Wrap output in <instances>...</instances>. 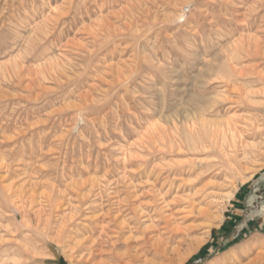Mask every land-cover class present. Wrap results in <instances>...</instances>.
<instances>
[{
	"label": "rangeland",
	"instance_id": "obj_1",
	"mask_svg": "<svg viewBox=\"0 0 264 264\" xmlns=\"http://www.w3.org/2000/svg\"><path fill=\"white\" fill-rule=\"evenodd\" d=\"M129 236L135 264L264 253V0H0V264Z\"/></svg>",
	"mask_w": 264,
	"mask_h": 264
},
{
	"label": "bare ground",
	"instance_id": "obj_2",
	"mask_svg": "<svg viewBox=\"0 0 264 264\" xmlns=\"http://www.w3.org/2000/svg\"><path fill=\"white\" fill-rule=\"evenodd\" d=\"M220 4V3H219ZM222 4V3H221ZM105 48V47H104ZM58 61V60H57ZM55 64V63H54ZM77 106V105H76ZM187 120V119H186ZM205 126V125H204ZM153 184V183H152ZM171 192V191H170ZM170 194V193H169ZM169 194H167L166 193V196L167 195H169ZM162 197V196H161ZM166 197H162L161 199L162 200H164ZM158 197H154V200H155V202L156 201H158ZM153 200V199H152ZM173 200V199H172ZM159 201H160V199H159ZM166 201V200H165ZM186 201V200H185ZM175 202V205L176 206H179L180 204H179V202L178 201H174ZM131 203V202H130ZM157 203V202H156ZM192 203V202H191ZM194 203V202H193ZM158 204V203H157ZM162 204V203H161ZM170 204H171V202H170ZM173 204V203H172ZM179 204V205H178ZM168 205V204H167ZM129 206V205H128ZM172 206H174V205H172ZM171 206V207H172ZM189 206H191V205H189ZM161 207V206H160ZM159 207V208H160ZM168 207V206H167ZM193 207V206H192ZM164 208V207H163ZM180 208V207H179ZM189 208V207H188ZM172 209V208H171ZM184 209H186V208H184ZM191 209V208H190ZM195 209V208H194ZM129 210H131L132 211V208L129 206ZM160 210V209H159ZM162 210V209H161ZM166 210V209H165ZM173 210V209H172ZM177 210V209H176ZM158 211V210H157ZM159 212V211H158ZM178 212V211H177ZM38 213V212H37ZM161 213H162V211H161ZM167 213V212H166ZM194 213H195V211H194ZM137 214V213H136ZM170 214V213H169ZM182 214V213H181ZM201 215V214H200ZM178 216H179V214H178ZM177 216V217H178ZM183 216V215H182ZM191 217V216H190ZM140 218L141 217H138V216H136V220L135 221H140ZM185 218V217H184ZM164 219H165V217H164ZM181 219V218H180ZM183 219V218H182ZM190 219V218H189ZM165 221V220H164ZM183 221H184V219H183ZM174 222V221H173ZM141 223V222H140ZM168 223V222H167ZM177 223V222H176ZM139 224V223H138ZM171 224V223H170ZM171 226V225H170ZM169 226V227H170ZM189 227V226H188ZM128 228V227H127ZM147 229H149V228H147ZM167 229H168V227H167ZM182 229V228H181ZM190 229V228H189ZM144 230V229H143ZM150 230V229H149ZM130 231V230H129ZM186 231H188V230H186ZM131 232V231H130ZM129 232V233H130ZM133 232V231H132ZM173 232V231H172ZM180 232V231H179ZM174 233V232H173ZM186 233V232H185ZM145 234H147L146 233V229L144 230V232L142 231V235L145 237ZM162 234V233H161ZM178 234V233H177ZM126 236V235H125ZM133 237V236H132ZM132 237L131 236H129V238H127V239H125L126 240V247H127V253H125V254H123V255H118V254H113L112 255V259L114 260V263L113 264H135L136 263V261L137 260H139L140 259V255H139V253H138V251H137V249L134 251V247H135V245L133 246V244H134V241H135V239H134V241H133V239H132ZM145 238H148V237H145ZM138 239V238H137ZM144 239V238H143ZM181 239V238H180ZM130 240H132V241H130ZM148 239H146V241H147ZM136 242H137V240H136ZM138 245V244H137ZM157 245V244H156ZM159 246V245H158ZM256 246V245H255ZM251 248H252V246H251ZM132 249H133V251H132ZM143 249V248H142ZM258 249H259V252H258ZM261 247L259 246V247H254V248H252V249H249V250H252V252H254V253H256V255H255V257H253L249 262H248V264H264V253L263 252H261ZM247 248H243V250H241L242 251V255L243 254H246L247 253ZM248 250V251H249ZM132 252H135L134 254L132 253ZM158 253V252H157ZM234 254V253H233ZM238 256V255H237ZM235 257H236V255H235ZM238 259V258H237Z\"/></svg>",
	"mask_w": 264,
	"mask_h": 264
}]
</instances>
